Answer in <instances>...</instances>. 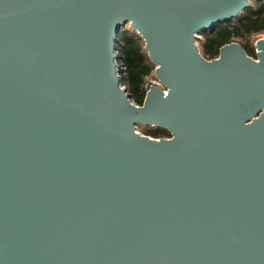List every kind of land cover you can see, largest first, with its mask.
I'll list each match as a JSON object with an SVG mask.
<instances>
[{"label":"water","instance_id":"95a60500","mask_svg":"<svg viewBox=\"0 0 264 264\" xmlns=\"http://www.w3.org/2000/svg\"><path fill=\"white\" fill-rule=\"evenodd\" d=\"M251 7L0 0V264H264V38L199 47ZM126 26L166 88L143 106Z\"/></svg>","mask_w":264,"mask_h":264},{"label":"trees","instance_id":"16d2710c","mask_svg":"<svg viewBox=\"0 0 264 264\" xmlns=\"http://www.w3.org/2000/svg\"><path fill=\"white\" fill-rule=\"evenodd\" d=\"M262 34H264V0H252V7L245 11L240 19L221 24L209 33H205L199 47L203 57L211 61L219 57L221 47L228 43H238L250 57L256 59L254 45ZM119 40L118 55L122 85L128 89L131 101L143 106L148 91L146 84L156 78L155 65L149 59L141 36L129 26L120 31ZM145 126L141 131L144 136L155 139L171 137L169 131L163 127Z\"/></svg>","mask_w":264,"mask_h":264},{"label":"built area","instance_id":"2783aa9c","mask_svg":"<svg viewBox=\"0 0 264 264\" xmlns=\"http://www.w3.org/2000/svg\"><path fill=\"white\" fill-rule=\"evenodd\" d=\"M146 85L148 90L150 89V86H156L162 88L166 92V88L163 86V84H160V82L156 78L149 80Z\"/></svg>","mask_w":264,"mask_h":264},{"label":"rangeland","instance_id":"374dc122","mask_svg":"<svg viewBox=\"0 0 264 264\" xmlns=\"http://www.w3.org/2000/svg\"><path fill=\"white\" fill-rule=\"evenodd\" d=\"M264 38V34H262L261 36H259L257 39H261ZM146 126H140V129L138 128V131L141 133V131L145 128ZM142 134V133H141Z\"/></svg>","mask_w":264,"mask_h":264}]
</instances>
